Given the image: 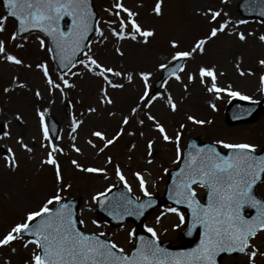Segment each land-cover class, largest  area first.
Here are the masks:
<instances>
[{
  "label": "rangeland",
  "instance_id": "374dc122",
  "mask_svg": "<svg viewBox=\"0 0 264 264\" xmlns=\"http://www.w3.org/2000/svg\"><path fill=\"white\" fill-rule=\"evenodd\" d=\"M240 1L162 0V15L157 16L152 12L155 0H123L125 6L139 14L137 20L141 27L154 32L147 43H144L143 38L139 36L135 41L113 37L106 23L112 17L106 10L111 8L114 0H94L99 22L96 27L103 30L107 39L99 37L95 31L86 52L90 50L99 63L120 71L122 76L112 77L109 74V78L124 87L113 89L105 84L101 77L77 64L66 71L68 74L65 78L74 87L65 88L63 94L58 89L50 90L42 71L36 68L38 63L46 64L52 79L63 87L58 78L60 71L52 52L48 51L50 45L47 38L39 32H32L17 36L15 41H11L9 37L16 31V25L14 20L8 18L5 31L0 33V39L6 41L8 51L23 60L24 65L31 67L0 60V148H11L17 163L15 168L7 167L5 155L0 153V236L15 224L23 222L29 211L38 210L47 198L60 189L62 199L75 197L81 200L78 217L83 221L81 228L84 232L98 235L108 233L118 248L129 253L134 246L136 224L129 221L114 227L100 220L93 196L127 184L136 197H139L144 194L140 189L139 180L134 175L139 172L146 181L147 192L162 197L167 186L168 173L178 166L186 141L190 137H198L213 144L217 140L227 143H250L256 145V151H261L264 143V112H260L253 123L229 124L225 116L227 104L240 97L229 96L227 92H223L217 98L206 91L198 78L199 67L214 68L218 86L228 88L230 85L232 91L251 97L252 101L263 99L264 91L261 89L264 85L261 84L260 77L264 75V66L259 61L264 60V42L259 38L264 35V23L242 16L238 9ZM208 9L221 12L216 22H209ZM4 15L5 11L0 3V16ZM225 20L231 23L224 32L208 39L202 52L198 51L191 58L184 60L185 71L179 73L182 82L170 78L165 88L155 87V82L162 73L158 67L160 63L174 62L171 61V56L175 51H190L198 40L208 36L212 27H217ZM241 20L245 23H237ZM239 33H244L245 40L239 39ZM37 37L45 41V47L41 48ZM172 41L177 42L178 48L171 47ZM17 44H23V47L18 48L15 46ZM117 48L123 55L117 53ZM79 59H84V55ZM73 71L78 75H71ZM143 71L153 74V92L161 91L165 98L171 94L177 105L175 112L171 111L165 100H157L148 109L138 111L135 115L131 114V108L140 103L139 96L143 92V85L138 73ZM189 72L197 76L191 83L187 79ZM240 72H244V75H240ZM129 73L133 76L132 82L126 79ZM19 84L25 86L19 87ZM185 84L188 85L187 89ZM102 87L107 90L112 104L101 103ZM5 88L9 91L5 92ZM37 91L40 92L39 97L36 96ZM212 104L215 105V110L210 106ZM49 108L53 109V115L47 113ZM89 108L96 110L89 112ZM38 111L45 113L46 124L49 116H52L59 125L56 137L60 139L53 138L49 133L53 138L52 142L63 149L62 153H56L62 176L59 182L56 180L54 167L42 163L50 149L42 147V144L46 145L48 142L43 139ZM145 113L153 115L164 126L167 135L172 138L171 142L162 139ZM17 116L20 117L19 120L16 119ZM125 116L129 117L127 125L122 124ZM188 116L198 120H210L211 123L197 125L189 121ZM73 119L81 122L76 132L71 128ZM139 120H143L144 124H139ZM181 124L185 127L181 128ZM5 125L7 127H4ZM121 127L123 133L114 144L103 152L99 151L103 142L91 133L101 131L107 139H111ZM3 131H8L10 135L4 137ZM177 132L180 133L179 159L175 143ZM21 139L32 149L31 152L17 143ZM89 140L96 147L89 145ZM149 140L153 141L151 155ZM73 144L81 149L79 153L73 149ZM73 160L82 167L100 168L104 171H81L72 164ZM117 166L125 181L116 176ZM65 185L70 187H64ZM204 192V188L197 187L201 199ZM259 192L264 196V180L259 185ZM172 207L164 205L151 212L145 218L142 230L151 234L146 231V226L151 227L160 240L179 245L182 242L180 234L186 223V215L182 209H178L185 217L184 223H181L177 214L167 211ZM130 232L133 233L131 237ZM28 239H17L10 246L0 247V264H31L35 245L29 244L25 248L24 242ZM251 243L256 249L264 252V232L252 238ZM222 264H248V257L245 254L226 257ZM255 264H264V257L258 254Z\"/></svg>",
  "mask_w": 264,
  "mask_h": 264
},
{
  "label": "snow or ice",
  "instance_id": "6c2138e0",
  "mask_svg": "<svg viewBox=\"0 0 264 264\" xmlns=\"http://www.w3.org/2000/svg\"><path fill=\"white\" fill-rule=\"evenodd\" d=\"M3 6L7 10L6 15L0 16V33L5 31V25L8 18L12 17L18 21V30L14 31L9 39L15 41L18 33H29L31 30H38L45 36L51 39L55 45V53L60 58V69H67L69 65L73 68L79 64L88 72L97 77H101L105 84L113 89L123 88L121 83H114L110 78L120 77L122 73L115 71L112 67H106L99 63L92 55L90 50L83 53L84 59L76 57V53L82 51L83 41L91 27L89 18L92 12L88 8L87 0H3ZM111 19L106 23L110 28L111 35L118 40L131 39L137 40V36L143 38V42L147 43L149 37L154 35L152 30L143 29L138 23V13L125 6L123 0H114L110 9ZM152 12L160 16L162 15V0H155L152 7ZM210 15V23L216 22L221 16V12L208 9ZM226 15V14H225ZM68 16L72 19V27L67 32L62 31L59 27V22L62 17ZM99 23V22H97ZM231 23L225 20L218 24L217 27H212L204 39L198 40L190 51H175L171 56V61H176L174 66L169 63H160L159 69L166 73V78L161 83V88L169 82V78H173L178 82H182V77L179 73L185 71V65L181 63L188 58H191L194 53L202 52L204 44L208 39L216 37L218 33L224 32ZM237 23H245V21H237ZM97 35L103 39L104 32L100 27L95 29ZM26 38V37H25ZM41 48L45 47V41L37 37ZM101 40V43L103 42ZM239 39L245 40L244 33H239ZM264 42V35L259 38ZM22 48L23 44L15 45ZM173 49L178 48L176 41L171 42ZM51 53L53 48H48ZM117 53L123 55L119 48ZM0 60L14 65H24L23 60L8 51L6 41L0 39ZM264 66V60L259 61ZM31 67V65H24ZM37 69H40L43 76L46 78V83L51 89H58L63 94L65 88L74 87L65 78L68 73L61 71L57 83L49 73L48 66L44 63H38ZM250 74V73H249ZM71 75H78L77 72H71ZM143 85V92L139 96V102L135 107L131 108V114L135 115L138 111L148 109L153 102L157 100H165L166 105L171 111H176V103L171 94L165 95L161 91L153 92L151 77L152 72L143 71L138 73ZM244 75V72H240ZM197 78L196 75L189 72L187 79L189 83ZM198 78L201 85H204L206 91L214 94L217 98L223 92H227L229 96H239L243 100H250L251 97L244 96L237 91H232L231 86L222 88L217 83V73L214 68L199 67ZM14 79H16L14 77ZM128 82H132L133 76L131 73L126 77ZM261 84L264 85V75L260 77ZM207 82V83H206ZM19 87L25 85L19 84ZM187 89L188 85H184ZM264 91V87L261 89ZM5 92L9 89L5 88ZM101 103L112 104L113 101L108 97L107 90L101 88ZM36 96H40V92H36ZM215 110V105H210ZM95 108H89V112H95ZM46 111V110H45ZM111 114V113H110ZM147 119L152 121L155 129L160 133L162 139L166 142H171L172 138L166 133L164 126L156 120V118L148 113H145ZM40 117V126L43 133V139L48 143L42 144V147H47L50 150L47 152V158L42 161L43 164L51 165L55 169V177L59 182L62 179L60 165L56 159V153L63 152L57 144L53 143V138L49 135V128L45 121V113L38 111ZM20 119L19 116L16 117ZM194 124L204 125L210 124L211 121L198 120L193 116L187 118ZM139 124L143 125L144 121L139 120ZM80 121L73 119L71 128L73 132L77 131ZM129 117H123L122 124L127 125ZM4 127H7L6 125ZM181 128L185 125L181 124ZM55 129H53L54 131ZM123 127L111 139H107L101 131L91 133L93 137L98 138L103 142V147L99 151L114 144V142L122 135ZM3 136L8 137L10 133L3 131ZM131 135V133H129ZM143 136V133H141ZM60 139V137H55ZM75 139V137H73ZM180 133L175 136L177 159L180 158L181 150L179 146ZM22 148L31 152L32 149L23 140H18ZM92 147H96L91 140L87 142ZM153 141H148L149 155H151ZM215 145H219L224 149L231 150L232 155L225 156L217 151L215 146H206L205 148H196L195 152L188 154V162L186 170H184L183 178L177 185L175 193L176 204H186L192 211L193 223L189 229L196 225H201L204 232L201 234L200 243L193 249L181 253H169L164 249L159 248L155 239L144 242L141 237L140 246L136 247L131 256L124 253L122 248L112 241H104L96 235H87L78 231L75 227L76 221L72 218V212L68 205L62 204V196L60 189L47 198L42 206L35 211H29L23 222L15 224L9 231L0 236V247L10 246L17 239H22L24 233H30L34 239L24 242V247L29 244L35 245V251L31 256V264H217L216 258L221 253L239 252L248 257V264H255V258L259 254L264 257V252L259 251L251 243V239L256 237L260 232H264V201L256 198L253 194V186L258 181L264 179V157H256L253 153L256 151V145L250 143H227L223 140H217ZM73 149L79 153L80 148L72 145ZM134 147V145H133ZM195 147V146H193ZM111 162V158H108ZM4 161L7 167L15 168L17 166L15 155L11 148L7 149V154L4 156ZM151 163V161H148ZM72 164L81 171L88 173L103 172V169L82 167L76 160ZM116 176L121 181H125L124 175L119 167L116 168ZM139 180V186L146 196L150 193L146 190V181L139 172L134 173ZM127 187V184H125ZM64 187H70L65 185ZM197 187L208 189V203L202 205L197 199ZM130 190V189H129ZM103 192L93 196V201L103 203L101 198H104ZM129 203H131L129 201ZM59 204L60 207L53 212L52 205ZM150 206L141 204L138 207L141 209ZM256 209L257 214L248 218L242 215V210L245 207ZM170 213H175L179 216L181 223H184L185 217L177 208L172 207L167 209ZM33 226V222L37 221ZM159 220V217L157 218ZM82 224L83 221H80ZM95 223V221H93ZM146 231L156 237V232L153 228L146 226ZM100 235H103L101 233ZM132 232L129 233L131 237ZM249 249H251L249 251ZM15 251V249H13Z\"/></svg>",
  "mask_w": 264,
  "mask_h": 264
},
{
  "label": "water",
  "instance_id": "95a60500",
  "mask_svg": "<svg viewBox=\"0 0 264 264\" xmlns=\"http://www.w3.org/2000/svg\"><path fill=\"white\" fill-rule=\"evenodd\" d=\"M0 1L3 4V0H0ZM87 3H88L89 10L92 12V16L89 18V24H90V27L92 30L89 31L87 33V35L85 36L84 41H83L82 51L76 53L77 58L86 49L89 38H90L91 34L93 33L94 26H95V20H96L97 14L94 11L92 0H87ZM240 9H241L242 13H244L245 15L251 16V17H257V18L264 21V0H243L241 5H240ZM6 12H7V10H6ZM16 22L18 24V21H16ZM59 27L62 31L67 32L69 30V28L72 27L71 17H68V16L62 17L60 22H59ZM31 31H34V30H31ZM23 34H26V33H18V35H23ZM50 41H51V39H50ZM51 44H52V42H51ZM52 48L54 49L56 61H57L58 65H60V58L55 53V45L52 44ZM181 63H182V61H181ZM174 65H172V66H174ZM70 67H71V65H69V68ZM69 68H67V69H69ZM67 69H62V70L65 71ZM165 78H166V73H164V75L162 76V78L159 80V82L157 84L160 85ZM261 107L264 109V101H260V102H256V103L236 101L228 107V111H227L228 121L231 124L237 123L239 121L252 122L255 120L256 114L260 111ZM50 129H51V132L54 135H56V133L58 131V124H56L53 120L50 121ZM53 129H55V130L53 131ZM193 146H195V147H193ZM206 146H215V145H210L208 143H202L199 138L191 139L189 141V144H188V147L185 151V156H184V159H183L181 165L177 169L171 171V173H170V180H169L168 188H167V191L165 193L164 199L159 201L154 197L143 196L141 198V201L137 202L135 200V198L131 195L130 191L126 187L121 186L118 189L112 190V192H110L109 194H106L104 196V198H101L103 200V203H98L99 215L103 219H105L106 221L110 222L113 225H120L130 218L134 219L138 225H142L145 216L150 212V210L155 208V207H159V206L163 205L165 202L175 204L179 207H184L187 209V212H188V225H187L186 229L183 231V235L186 239H189V241H190L189 244H187L183 248L171 249L168 247L167 243H159L156 238L150 237V236L142 233L141 231H139L137 233V236H136L135 248L140 246L141 237L144 238V242L151 241V240L155 239L156 244L159 246V248L164 249L169 253L187 252V251H190L191 249L195 248L200 243L201 234L204 232V228L201 225H196L195 227L191 228V234H189V229L193 223L192 211H191V209H189L187 207L186 204H176L174 197H175L177 185L180 183L181 179L183 178L184 170H186V166H187V162H188V154L190 152L194 153L196 148H205ZM216 149L222 155H225V156L232 155L231 150H229L228 153H223L217 147H216ZM253 155L258 157V158L264 157V150L261 153L254 152ZM261 181H262V179L260 181H258L256 185L253 186V194L256 196L257 199L264 201V198L259 195L258 190H257L258 184ZM207 194H208V189H207V193L205 195L206 203H204V204L201 203L202 205H206L208 203ZM129 201L131 203H129ZM61 203L69 206V208L72 212V218L76 221L75 227L78 231H81L80 227H79V221L77 219V207H78L79 201L78 200H70V201L61 202ZM141 204H144V205L150 204V206H146V207L141 209L140 207H138ZM58 207H60L59 204H57L56 207L53 209L54 213H55V209ZM247 211H249L251 213V215L248 218L257 214L256 209H253L251 207L246 206L242 210V215L245 216V213ZM245 217H247V216H245ZM39 219H42V218H39ZM39 219L33 223V226L35 225V223L39 222ZM24 235L33 237L30 233H24ZM105 237L108 238V236H105ZM105 237H98V238L101 240H104V241H108V240H106ZM233 253H235V252H233ZM223 254H232V253H221L216 258L217 264H219V258Z\"/></svg>",
  "mask_w": 264,
  "mask_h": 264
},
{
  "label": "bare ground",
  "instance_id": "6f19581e",
  "mask_svg": "<svg viewBox=\"0 0 264 264\" xmlns=\"http://www.w3.org/2000/svg\"><path fill=\"white\" fill-rule=\"evenodd\" d=\"M52 110H53L52 108H49L47 113H49V115H51V114L53 115ZM58 117L60 118V115Z\"/></svg>",
  "mask_w": 264,
  "mask_h": 264
}]
</instances>
